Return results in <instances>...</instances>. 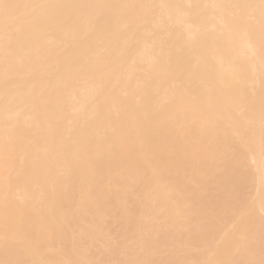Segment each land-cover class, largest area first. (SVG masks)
I'll list each match as a JSON object with an SVG mask.
<instances>
[{
    "label": "bare ground",
    "instance_id": "obj_1",
    "mask_svg": "<svg viewBox=\"0 0 264 264\" xmlns=\"http://www.w3.org/2000/svg\"><path fill=\"white\" fill-rule=\"evenodd\" d=\"M0 264H264V0H0Z\"/></svg>",
    "mask_w": 264,
    "mask_h": 264
}]
</instances>
